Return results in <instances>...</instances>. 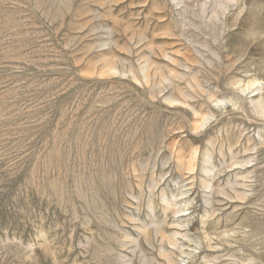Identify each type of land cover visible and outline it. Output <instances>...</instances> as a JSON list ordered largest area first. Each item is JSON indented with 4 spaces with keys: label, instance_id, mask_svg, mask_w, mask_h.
Listing matches in <instances>:
<instances>
[{
    "label": "rangeland",
    "instance_id": "obj_1",
    "mask_svg": "<svg viewBox=\"0 0 264 264\" xmlns=\"http://www.w3.org/2000/svg\"><path fill=\"white\" fill-rule=\"evenodd\" d=\"M0 264H264V0H0Z\"/></svg>",
    "mask_w": 264,
    "mask_h": 264
},
{
    "label": "bare ground",
    "instance_id": "obj_2",
    "mask_svg": "<svg viewBox=\"0 0 264 264\" xmlns=\"http://www.w3.org/2000/svg\"><path fill=\"white\" fill-rule=\"evenodd\" d=\"M94 72H96V69L93 70ZM102 77L106 76V75H110L112 73H117L116 70L110 66L103 68L102 70L100 69V71L98 72ZM99 75V77H100Z\"/></svg>",
    "mask_w": 264,
    "mask_h": 264
}]
</instances>
